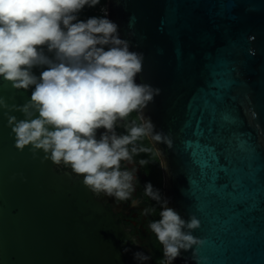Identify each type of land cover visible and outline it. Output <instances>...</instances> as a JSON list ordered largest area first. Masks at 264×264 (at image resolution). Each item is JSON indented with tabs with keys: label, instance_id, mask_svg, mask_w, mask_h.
I'll return each mask as SVG.
<instances>
[{
	"label": "water",
	"instance_id": "1",
	"mask_svg": "<svg viewBox=\"0 0 264 264\" xmlns=\"http://www.w3.org/2000/svg\"><path fill=\"white\" fill-rule=\"evenodd\" d=\"M106 7L144 54L138 82L160 89L144 114L174 141L169 148L149 140L168 206L201 221L193 235L204 243L174 264H264V0H107ZM0 96L19 105L30 90L0 79ZM4 111L0 264H137L140 249L113 211L82 177L19 150Z\"/></svg>",
	"mask_w": 264,
	"mask_h": 264
},
{
	"label": "clouds",
	"instance_id": "2",
	"mask_svg": "<svg viewBox=\"0 0 264 264\" xmlns=\"http://www.w3.org/2000/svg\"><path fill=\"white\" fill-rule=\"evenodd\" d=\"M97 5L101 0H0V79L30 90V98L19 105L10 106L0 96V109L19 150L29 147L33 158L67 166L94 194L135 205L136 157L149 151L140 142L147 138L172 148L174 141L144 114L160 93L138 82L144 54L120 35L106 6L100 7L103 15L80 19L85 7ZM34 69H40L38 75ZM134 112L139 120L129 119ZM144 193L159 205V218L148 228L163 246L164 264H174L182 251L195 254L193 246L204 243L193 235L200 219L195 214L186 219L169 207L151 181L144 183ZM153 211L143 209L145 215ZM133 259L147 264L151 256L138 250Z\"/></svg>",
	"mask_w": 264,
	"mask_h": 264
},
{
	"label": "flooded vegetation",
	"instance_id": "3",
	"mask_svg": "<svg viewBox=\"0 0 264 264\" xmlns=\"http://www.w3.org/2000/svg\"><path fill=\"white\" fill-rule=\"evenodd\" d=\"M133 118L139 120V114L134 112L129 119ZM98 131H103V129ZM118 131H123V129H118ZM140 143H144V145L146 144L144 139ZM151 155H153V153L150 154V151H147L139 153L136 157L138 182L136 191L133 193V198L137 201L135 205H133L130 201L115 200L114 198L107 197L102 193L96 194V196L103 200L106 206H108L119 218L126 229L131 233V237L139 249L150 254V261L152 264H156L158 255L163 257V246L156 239L155 234L148 228V224L151 220L159 218V205L150 197L145 195L144 183L151 181L152 184L161 189L164 194V175L162 165L160 162L156 165V161L154 157H151ZM140 159L145 160L143 165L138 163ZM61 167L71 172V169L67 166L61 165ZM144 208H153L154 211L145 215L143 212ZM159 247H161V249Z\"/></svg>",
	"mask_w": 264,
	"mask_h": 264
},
{
	"label": "rangeland",
	"instance_id": "4",
	"mask_svg": "<svg viewBox=\"0 0 264 264\" xmlns=\"http://www.w3.org/2000/svg\"><path fill=\"white\" fill-rule=\"evenodd\" d=\"M100 7H101V5H100ZM100 7H99V9H100ZM144 141L146 144L144 145V143H143L142 145L149 149L150 154L153 153V155H151V157H154V159L156 161V165H158L159 162L161 164L160 158H159L156 150L154 149L153 145L149 141V139L146 140V138H145ZM156 264H164V258L161 255H158V257L156 259Z\"/></svg>",
	"mask_w": 264,
	"mask_h": 264
},
{
	"label": "trees",
	"instance_id": "5",
	"mask_svg": "<svg viewBox=\"0 0 264 264\" xmlns=\"http://www.w3.org/2000/svg\"><path fill=\"white\" fill-rule=\"evenodd\" d=\"M105 4H106V0H101V5H105ZM99 7L100 5H97L94 8L85 7V9H83L82 12L80 13V19H87L89 16H93V15H103V13L100 12ZM159 248L161 249V247Z\"/></svg>",
	"mask_w": 264,
	"mask_h": 264
},
{
	"label": "built area",
	"instance_id": "6",
	"mask_svg": "<svg viewBox=\"0 0 264 264\" xmlns=\"http://www.w3.org/2000/svg\"><path fill=\"white\" fill-rule=\"evenodd\" d=\"M105 6V5H104Z\"/></svg>",
	"mask_w": 264,
	"mask_h": 264
}]
</instances>
